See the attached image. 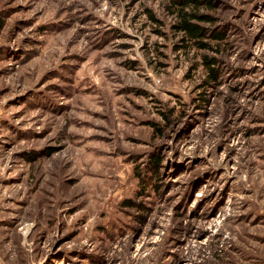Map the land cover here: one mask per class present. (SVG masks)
Returning <instances> with one entry per match:
<instances>
[{"label":"rangeland","instance_id":"obj_1","mask_svg":"<svg viewBox=\"0 0 264 264\" xmlns=\"http://www.w3.org/2000/svg\"><path fill=\"white\" fill-rule=\"evenodd\" d=\"M213 1L0 0V264H264V0Z\"/></svg>","mask_w":264,"mask_h":264},{"label":"trees","instance_id":"obj_2","mask_svg":"<svg viewBox=\"0 0 264 264\" xmlns=\"http://www.w3.org/2000/svg\"><path fill=\"white\" fill-rule=\"evenodd\" d=\"M177 4H181L179 11L180 20L175 25L178 33L182 34L180 38L181 44L178 46L180 48H197L199 50H204L209 48V42H207L206 38L212 39H223L224 35L218 31H212L204 27L199 21H210L211 17L206 14H200L199 9L202 6H206L208 8L215 7V2L213 0H174ZM180 2V3H179ZM191 6L193 10L188 11L186 7ZM156 20V18H153ZM204 63L206 64L209 76L211 78H217V70L213 64L216 62L215 58L212 56L204 55ZM155 126V125H154ZM158 128V127H156ZM34 158V157H31ZM161 156L157 153L152 154V158L150 161V166L152 167V171L156 172L158 170V166L160 165ZM159 171V170H158ZM141 177L140 174H138ZM141 184V193L145 192L147 188H149L148 182L142 178ZM139 192V193H140ZM124 203L128 206H134L135 200L131 198H127L124 200ZM141 204V203H140Z\"/></svg>","mask_w":264,"mask_h":264}]
</instances>
